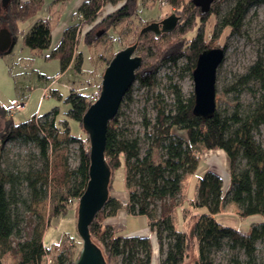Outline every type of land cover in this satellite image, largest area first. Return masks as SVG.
<instances>
[{
	"label": "trees",
	"instance_id": "obj_1",
	"mask_svg": "<svg viewBox=\"0 0 264 264\" xmlns=\"http://www.w3.org/2000/svg\"><path fill=\"white\" fill-rule=\"evenodd\" d=\"M164 1L180 16L176 28L157 36L150 31L140 34L143 25L135 35L138 54L143 56L136 79L151 88L156 85V73L164 64L175 66L178 59L186 57L185 69L192 73L202 50L216 46L226 49L225 44H217V37L226 29L241 34L247 11L264 2L232 0L220 17L223 0H215L206 10L193 0ZM44 2L0 0V30H9L12 41L22 33L23 43L33 51L42 52L50 47L51 21L38 16ZM109 3L117 7L96 21L101 8ZM137 11V0H84L78 11L82 18L65 28L58 47L47 57H58L62 68L66 69L75 56L79 32L84 27L91 25L82 37L86 44L92 45L99 40L95 36L97 31L104 29V35L115 23L133 17ZM25 22H29V28L24 31L22 24ZM8 49L0 50V57L5 56ZM81 62L79 55L78 69ZM251 82L254 84L250 85ZM169 87L173 93L172 106L168 108L159 93L155 99L154 122L144 117L145 139L160 149V161H153L150 147L142 151L141 136L118 126L122 114L120 108L108 124L105 157L111 169L109 196L90 224L93 242L101 247L107 264H112L116 256H121L120 264H151L153 243L150 237L126 234L106 222L108 217L117 215L125 207L128 213L150 217L151 227L157 232L161 264H185L193 251L200 264H214L210 252L224 243L242 248L246 256L242 260L234 255L227 264H264L256 257V242L264 238V145L257 138L264 125V57L260 54L231 87L237 91L236 97L247 89L253 99L248 103L236 101L231 111L217 104L213 116L207 120L193 113L194 94L185 97L181 87L174 82ZM100 90L101 83L91 93L72 89L65 98L70 103L69 119L60 118L59 108L54 107L42 116L16 122L8 108L0 105V111L5 114L0 132V157L3 143L10 139L32 143L37 149L35 162L0 167V264H44V255L49 251L43 241L45 230L53 218L65 215L70 206L78 208L90 167L89 137L81 120ZM130 93L131 87L122 102L132 99ZM216 99L218 101V97ZM70 119L78 122L86 135L85 140L72 132ZM150 125L151 132L147 130ZM60 132L65 134L66 141L59 140ZM77 141H80L79 159L77 165L71 167L64 143ZM213 149L224 150L230 158L231 186L225 194L223 177L208 167L196 182V195L184 208L185 227L177 228L172 216L183 180L186 175L197 172L203 153ZM122 164L128 190L126 203L115 195L113 188L114 173ZM52 189L56 193L49 216L44 219L40 207L50 197ZM156 201H160L157 217L151 207ZM228 202L233 204L237 222L246 217L260 219L253 221L248 231L230 225L218 217ZM29 215H35L36 220L32 221L30 231H26L25 225L32 220ZM79 240L82 242L81 238ZM65 260L64 252H59L58 264H66Z\"/></svg>",
	"mask_w": 264,
	"mask_h": 264
},
{
	"label": "rangeland",
	"instance_id": "obj_2",
	"mask_svg": "<svg viewBox=\"0 0 264 264\" xmlns=\"http://www.w3.org/2000/svg\"><path fill=\"white\" fill-rule=\"evenodd\" d=\"M81 3L74 7L72 3H68L66 14L60 18V21L58 17L54 18L52 16L53 13L50 9L51 0H45L38 16L50 19L53 32L60 24L62 27H66L78 20V11ZM232 3V0H223L221 2L220 17ZM137 4L138 11L133 17H126L122 21L115 23L108 29L106 34L99 36V40L92 45L86 44L82 37L83 32L91 25L84 27L79 32V41L75 50L77 57L66 69L62 68L58 57H47V55L52 53L53 47L56 44L50 45V47L44 49L42 52L33 51L23 43V34L20 33L13 39L6 55L0 58V104L7 107L8 104H11L12 98L21 99L23 98L22 95L26 94L28 101L26 102L25 109L13 113L16 122L26 121L35 114L42 116L54 107L59 108L60 118L69 119L67 112L70 108V103L66 102L65 98L70 94L71 90L74 89L80 93L96 91L101 83L102 72L106 68L109 58L118 52L124 44L133 43L136 40V31L143 25L152 21H159L172 13L171 7L164 0H137ZM116 7L111 3L104 5L99 11L96 21ZM28 23H24L26 24L24 25L25 30ZM56 37L53 34L54 43L57 41ZM217 44L226 45L225 58L217 71V104L222 109L231 111L236 101L248 103L253 99L251 92L247 89L236 97L238 93L236 90L231 89V87L240 76L247 72L248 67L260 54L264 57V2L253 5L247 11L241 34L230 33L226 29L222 35L217 37ZM79 55L82 56L80 69L76 67ZM187 62V58L182 57L178 59V63L175 66H171L168 63L161 66L156 73L157 83L152 88L142 85L136 79L131 86L130 95L132 99L123 101L120 106L122 114L119 118L118 126L130 134L141 136L142 151L145 152L150 147L154 162L161 160V151L156 146L150 145L145 139L146 126L144 124V117L146 116L148 120H151L152 123L154 122L156 116L155 99L159 93L162 94L161 98L168 108L172 106L173 93L169 87L171 82L177 83L181 87L185 97L194 94L192 73L190 70L185 69ZM57 73H59L58 76H56ZM253 84L252 82L250 83V85ZM50 90L58 94L51 93ZM1 114L2 111H0V132L4 127L5 119V114H2L4 117ZM77 127H79L78 122L72 120L74 133L79 132ZM147 130L151 132L152 125ZM79 136L83 140L86 139V135L82 130L79 132ZM257 138L264 145V125L261 126ZM59 140L66 141L63 132H60ZM64 145H67L69 163L71 167H75L79 159L80 141L69 144L65 142ZM3 146L0 157L1 168L9 167L14 163L25 165L35 162L37 159L34 155L37 149L32 143H23L19 139H10L5 141ZM206 151L208 152V150ZM213 165L218 166V163H213ZM208 167L209 155H202L197 172L188 174L184 178L182 188L177 196L178 205L174 209L172 216L177 228L183 229L185 227L184 208L189 205L192 197L196 195V181ZM210 168L220 174V170H217L216 167L210 166ZM124 173L125 166L122 164L113 176V188L120 197L125 193L126 189ZM227 179V177L223 178V191L225 194L231 186L228 185ZM55 193L56 190L52 189L50 197L40 207V212L44 219H47L49 216L50 206ZM151 207L153 208L154 216L157 217L160 210V201H156ZM77 213L78 208L74 205L70 206L65 215L58 219L53 218L51 225L45 230L44 242L53 258L52 264H58L57 255L59 252H64L66 264H74V259L77 257L76 255L82 245L77 229ZM29 216L32 220L25 225L26 231H30L32 221L36 220L35 215ZM118 216H120V221L117 229L129 235L151 238L153 243L151 264H161V251L157 242V232L155 228L151 227L150 217L146 214L128 213L125 207L120 209ZM234 216L236 214L233 204L228 202L224 204L222 215L220 214L218 217L227 221L232 226L240 227L244 231L250 229L253 221L260 219V217H246L241 222H237ZM225 241L227 242L228 240L226 239ZM60 245L62 246L61 251H59ZM234 255H237L242 260L246 258L242 248H233L230 246V243H224L221 248L213 249L210 252L214 264H227L229 259ZM256 257L259 261L264 262V238L256 242ZM196 259V252L193 251L185 264H191ZM9 260L10 257L7 261ZM120 263L121 256L113 258L112 264Z\"/></svg>",
	"mask_w": 264,
	"mask_h": 264
},
{
	"label": "water",
	"instance_id": "obj_3",
	"mask_svg": "<svg viewBox=\"0 0 264 264\" xmlns=\"http://www.w3.org/2000/svg\"><path fill=\"white\" fill-rule=\"evenodd\" d=\"M203 10L208 9L215 0H193ZM180 16L170 13L159 21L144 25L140 34L173 31ZM104 29L96 32L99 37ZM12 36L7 29L0 30V50H7ZM138 42L129 43L116 52L102 72L101 90L97 99L89 106L82 117V125L87 132L90 144L89 179L84 192L78 199L77 229L82 245L74 264H107L103 251L93 242L90 224L105 205L109 196L111 169L105 157L108 124L117 114L122 100L136 80V71L141 67L143 56L137 54ZM226 49L221 46L208 47L197 57L192 76L194 80L193 113L203 120L211 118L217 105V71L225 58ZM191 264H200L196 259Z\"/></svg>",
	"mask_w": 264,
	"mask_h": 264
},
{
	"label": "crops",
	"instance_id": "obj_4",
	"mask_svg": "<svg viewBox=\"0 0 264 264\" xmlns=\"http://www.w3.org/2000/svg\"><path fill=\"white\" fill-rule=\"evenodd\" d=\"M81 2H83L82 0H66V1H61V2H54L53 0H51V7H50V9L52 10V13H53V17L54 18H56V17H58V19H60L61 17H63L64 16V14H66V11H67V9H68V3H72V6L74 7V6H76V5H78V4H80ZM44 18V17H43ZM60 21H61V19H60ZM75 22V21H74ZM74 22H72V23H70L69 25H71V24H73ZM25 24H22V26H24ZM69 25H67L66 27L64 26V27H62L61 26V24L56 28V30H54L53 32H52V42H51V45L53 44H56V45H54V47H53V49H55V48H57L58 47V45H59V43H60V41L59 40H61V38H62V35H63V32H64V30H65V28H67ZM28 26V25H27ZM29 28V26L26 28V30ZM24 31H25V28H24ZM61 33H62V35H61ZM53 34L55 35V36H57L56 38V42L54 43L53 41ZM60 36H61V38H60ZM22 39H23V37H22ZM59 42V43H58ZM1 58V57H0ZM75 58H76V52H75V56L73 57V60L71 61V63H73V61L75 60ZM70 63V64H71ZM69 64V65H70ZM69 65H68V67H69ZM67 67V68H68ZM59 75V73H57L56 74V76H58ZM50 92L52 93L53 91H51L50 90ZM53 93H55V94H58L57 92H53ZM91 93V92H90ZM23 96V98H25V105H26V102L28 101L27 100V97L28 96H26V94H23L22 95ZM14 98H12V100H13ZM1 105V104H0ZM8 106H9V104H8ZM8 106H7V108H8ZM25 109V106H24V108L22 109V110H24ZM21 110V111H22ZM2 114H4V111L2 112ZM1 114V115H2ZM3 116V115H2ZM5 116V115H4ZM3 116V117H4ZM14 116V115H13ZM33 116H39V115H37V114H35V115H33ZM70 124H71V128H72V120L70 121ZM79 125V124H78ZM78 128V130H79V132L81 131V128H80V126L79 127H77ZM72 132H73V128H72ZM79 132L77 131V132H73L74 134H76V135H79ZM206 154H208L209 155V168H210V166H213V167H216L217 168V170H220L219 172H220V175L224 178V177H227L228 179V185L230 186V158H229V156L227 155V153L224 151V150H222V149H213V150H208V152L207 151H205V153L203 154V155H206ZM213 163H218V166H215V165H213ZM197 182V181H196ZM197 185V184H196ZM229 190V189H228ZM127 192H128V190H127V187H126V189H125V193H123L122 195H121V197L117 194V192L116 191H114V193H115V195H117L120 199H121V201L123 202V203H126V201H127ZM193 198V197H192ZM125 210H126V208H125ZM120 211V210H119ZM127 211V210H126ZM119 213V212H118ZM118 213H117V215H115V216H111V217H108L107 218V220H106V222L108 223V224H110V225H112L114 228H118V226H119V221H120V216H118ZM58 218H60V217H57L56 219H58ZM126 234H128V233H126ZM43 241H44V239H43ZM65 241V240H64ZM44 244H45V242H44ZM63 244H64V242L61 244L62 246H63ZM60 245V246H61ZM45 246L47 247V245L45 244ZM62 246L60 247V250L59 251H61V248H62ZM48 248V247H47ZM49 249V248H48Z\"/></svg>",
	"mask_w": 264,
	"mask_h": 264
},
{
	"label": "built area",
	"instance_id": "obj_5",
	"mask_svg": "<svg viewBox=\"0 0 264 264\" xmlns=\"http://www.w3.org/2000/svg\"><path fill=\"white\" fill-rule=\"evenodd\" d=\"M78 18H82V14L78 13ZM47 91V89L45 88ZM25 106V99H13L11 104L8 106L9 113L13 115L14 112L20 111L24 108ZM53 263V258L50 254V251H47L44 255V264H52Z\"/></svg>",
	"mask_w": 264,
	"mask_h": 264
}]
</instances>
